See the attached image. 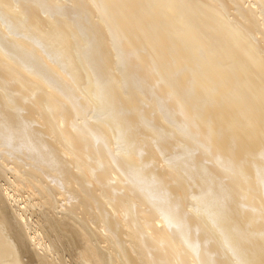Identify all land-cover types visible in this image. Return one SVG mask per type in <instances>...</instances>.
I'll return each instance as SVG.
<instances>
[{
  "label": "bare ground",
  "instance_id": "1",
  "mask_svg": "<svg viewBox=\"0 0 264 264\" xmlns=\"http://www.w3.org/2000/svg\"><path fill=\"white\" fill-rule=\"evenodd\" d=\"M0 264H264V0H0Z\"/></svg>",
  "mask_w": 264,
  "mask_h": 264
}]
</instances>
